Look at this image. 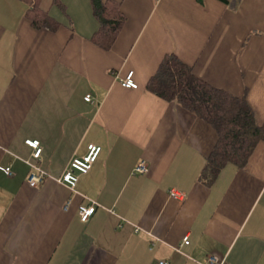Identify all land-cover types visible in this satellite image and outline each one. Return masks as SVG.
<instances>
[{"label": "crops", "instance_id": "crops-1", "mask_svg": "<svg viewBox=\"0 0 264 264\" xmlns=\"http://www.w3.org/2000/svg\"><path fill=\"white\" fill-rule=\"evenodd\" d=\"M116 1L126 22L104 49L93 0H39L52 27L34 26L28 0H0V264H264V141L209 186L217 130L147 88L175 54L263 125L264 0ZM130 71L136 89L121 83ZM90 143L101 152L74 191L58 179ZM85 197L98 203L86 223Z\"/></svg>", "mask_w": 264, "mask_h": 264}, {"label": "trees", "instance_id": "trees-1", "mask_svg": "<svg viewBox=\"0 0 264 264\" xmlns=\"http://www.w3.org/2000/svg\"><path fill=\"white\" fill-rule=\"evenodd\" d=\"M231 3V0H222ZM28 15L36 27H52L53 21L41 10L39 0H28ZM100 29L94 42L104 49L114 45L126 22L121 2L93 0ZM147 88L168 101H176L208 121L218 132V143L208 158L202 179L212 185L229 163L244 166L255 147L264 141V124L259 125L248 101L215 88L194 75L190 66L175 54L164 57Z\"/></svg>", "mask_w": 264, "mask_h": 264}, {"label": "built area", "instance_id": "built-area-1", "mask_svg": "<svg viewBox=\"0 0 264 264\" xmlns=\"http://www.w3.org/2000/svg\"><path fill=\"white\" fill-rule=\"evenodd\" d=\"M121 83L123 86L128 87V88H133V89L138 88V84L133 78V71H130L126 75V77H124L121 80ZM91 99H92L91 95L88 94L86 96V100L90 101ZM26 144L33 149L32 150L33 158L39 159L43 151V147L41 145L40 140L27 139ZM100 152H101V146L95 143H90L88 145L87 152L82 156L74 157L70 161L64 175L60 177L58 180L60 182L66 183L72 190L75 191L77 188L80 176L88 173L92 169L94 163L96 162V160L98 159L100 155ZM33 167H34V170L30 173L28 182L34 186V185L39 184L42 181V179L45 176V172L37 165H34ZM5 170L8 174H11L10 167H6ZM148 171H149V166L146 160L141 161L134 170V172L138 174H146L148 173ZM170 194L172 197L177 198V199H182L185 196L184 193L176 189L172 190ZM70 203H71L70 201L66 203V205L64 206L65 209H67L70 206ZM97 205H98L97 201L91 198L85 197L80 203L79 209H78L80 219L85 223L88 222L90 218L96 212ZM184 243H189V239L187 237L184 239ZM182 245L183 244L181 243L180 247ZM159 263L169 264V261L160 260ZM204 264H228V263L226 262V259L221 258L217 256L216 254H210L207 257L206 262Z\"/></svg>", "mask_w": 264, "mask_h": 264}]
</instances>
